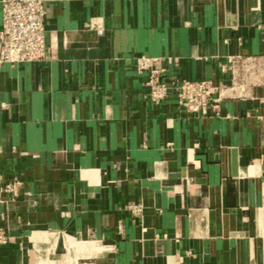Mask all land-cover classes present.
<instances>
[{
  "label": "crops",
  "instance_id": "obj_1",
  "mask_svg": "<svg viewBox=\"0 0 264 264\" xmlns=\"http://www.w3.org/2000/svg\"><path fill=\"white\" fill-rule=\"evenodd\" d=\"M44 2V60L0 64V264H264V0Z\"/></svg>",
  "mask_w": 264,
  "mask_h": 264
},
{
  "label": "built area",
  "instance_id": "obj_2",
  "mask_svg": "<svg viewBox=\"0 0 264 264\" xmlns=\"http://www.w3.org/2000/svg\"><path fill=\"white\" fill-rule=\"evenodd\" d=\"M0 64L33 63L44 60L47 51V10L44 0H1ZM172 58L140 56L136 70L147 74L146 84L153 101L160 102L174 94L181 108L188 112L204 113L215 108L219 86L210 80L192 81L167 76ZM226 67L222 66V71ZM19 181L6 183L0 193L18 194ZM135 212L137 206H132ZM10 234L0 227V246L8 245Z\"/></svg>",
  "mask_w": 264,
  "mask_h": 264
}]
</instances>
